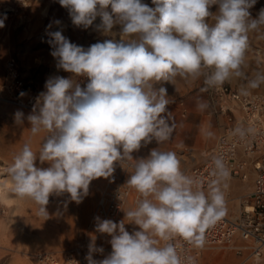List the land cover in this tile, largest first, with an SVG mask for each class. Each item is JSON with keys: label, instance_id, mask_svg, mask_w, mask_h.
Segmentation results:
<instances>
[{"label": "clouds", "instance_id": "9594fccd", "mask_svg": "<svg viewBox=\"0 0 264 264\" xmlns=\"http://www.w3.org/2000/svg\"><path fill=\"white\" fill-rule=\"evenodd\" d=\"M58 3L73 25L88 29L100 16L97 30L110 34L119 25L122 38L85 48L62 30L49 33L56 69L71 75L50 76L26 117L33 136L47 135L38 152L26 143L7 169L15 195L33 201L46 219L51 195L68 193L80 203L92 180L111 177L115 162L124 167L132 162L126 185L141 199L119 222L95 218L96 230L111 237L112 251L94 260L92 254L104 249L90 243L88 264H195L194 257L180 254L176 241L204 247L206 231L227 214L223 189L230 170L223 156H213L205 189L182 169L176 151L162 147L175 130L167 107L174 101L164 83L202 78L207 90L242 79L241 95L264 86V72L249 78L244 71L249 33L264 27V8L253 18L249 10L257 0H152L154 7L142 0ZM213 5H218L215 14L209 10ZM109 6L115 18L105 10ZM6 18H0V28ZM80 77L87 78L84 87ZM14 119L22 125L23 112ZM254 131L236 127L233 134L245 138ZM153 140L158 147L134 160L132 153ZM37 158L50 166L37 167ZM126 223L138 230L130 233Z\"/></svg>", "mask_w": 264, "mask_h": 264}, {"label": "rangeland", "instance_id": "374dc122", "mask_svg": "<svg viewBox=\"0 0 264 264\" xmlns=\"http://www.w3.org/2000/svg\"><path fill=\"white\" fill-rule=\"evenodd\" d=\"M143 3L154 7L152 0H142ZM264 8V0L257 3L249 11L256 18L259 10ZM112 13L111 6L107 9ZM210 12L215 14L218 5H213ZM6 15L5 27L0 28V107H15L25 109L4 100L7 92L4 88L6 80V67L11 58H15L23 80L28 87L39 95L45 91L46 80L53 75L69 77L71 74L63 70H57L55 60L51 56L49 33L62 30V34L71 42L89 47L96 42L105 39L119 40L120 26H114L112 33L105 34L97 30L96 25L101 23V17L97 16L93 25L88 29L73 25L68 11L63 8L58 0H0V18ZM61 21L56 25L54 21ZM209 22H212L211 20ZM51 25V27H49ZM245 73L249 78L257 71L264 72V27L258 31L249 33V49L246 55ZM79 79V78H78ZM227 84L233 87H241L245 81L233 79ZM159 87V84L156 85ZM168 95L173 98L168 110L172 113L175 130L170 141L162 145L164 149L174 150L181 160L182 169L190 175L191 169L202 163L207 153L214 146L219 134L223 131L226 121L219 115L210 101V89L205 88L203 79L185 81L177 78L174 85L164 83ZM255 92H264V86L254 89ZM188 108L185 116L180 110V103ZM198 102H206L208 107L200 110ZM212 133L211 136L208 134ZM31 146V144H29ZM42 143H35L34 152H38ZM158 147L155 140L139 152L132 153L133 159L147 156L149 150ZM20 151H10L11 156L0 157V172L10 183V189L5 199L0 200V264H34V255L43 250L63 252L79 246L82 237L88 231L89 223L95 209L96 201L103 191L108 178H97L91 181L87 196L80 203L72 201L70 194L63 193L60 196H50L49 204L46 206L49 213L48 218L37 214L38 205L28 198H19L13 191V184L7 169L14 162ZM36 166L47 168L49 162L41 163L36 160ZM252 178L247 182L239 179H231V199L226 204L236 202L238 196L241 204L252 190ZM128 203L114 222L125 219V211L130 210ZM131 233L138 226L131 223L125 224ZM111 239V237H110ZM205 252L214 254V259L207 264H264V258L256 260L249 258L246 253L237 254L230 248H214Z\"/></svg>", "mask_w": 264, "mask_h": 264}, {"label": "built area", "instance_id": "2783aa9c", "mask_svg": "<svg viewBox=\"0 0 264 264\" xmlns=\"http://www.w3.org/2000/svg\"><path fill=\"white\" fill-rule=\"evenodd\" d=\"M6 71L4 88L7 97L4 100L32 111L37 94L23 80L15 58L8 61ZM78 80L82 87L87 83L86 77ZM240 88L225 83L222 87L210 89L211 104L225 118L226 124L205 160L191 169L190 176L200 179L206 189L207 182L212 178L211 159L221 155L230 170L228 180L247 182L252 178V190L243 200L238 216L225 215L206 231L203 248H194L182 240L176 241L180 254L194 257L195 264H202L204 251L214 248H230L237 254L246 253L256 260L264 258V92L250 90L249 95H241ZM21 93L24 95L21 96ZM180 110L183 116L188 112L183 101ZM236 127H250L255 131L241 138L233 134ZM131 163L125 167L120 162L114 163L115 171L108 177L96 201L88 231L79 246L63 252L39 251L34 255V264H88L85 257L89 244L93 242L96 247L104 249L103 253L92 254L94 260H101L111 253L110 236L96 230L95 218L115 221L128 203L131 209L136 207L140 194L126 185L133 171ZM225 200L227 202V196Z\"/></svg>", "mask_w": 264, "mask_h": 264}, {"label": "crops", "instance_id": "0c3cea01", "mask_svg": "<svg viewBox=\"0 0 264 264\" xmlns=\"http://www.w3.org/2000/svg\"><path fill=\"white\" fill-rule=\"evenodd\" d=\"M17 111H21L24 114L22 125L17 124L15 122L14 116ZM30 113L31 111L20 108L4 107V106L0 107V157L11 156L10 151L14 149L17 151H21L26 143L31 144V147H34L35 143H40V142L43 143V139L47 135V133L41 132L36 136H33L31 134L30 132L31 126L26 119V117ZM226 185L230 188L228 198L231 199L230 198L231 185L230 183H227ZM232 205L229 206V209L230 207H232ZM226 215H230V214L227 212ZM213 259H214V254L207 253L204 251V253L202 254L201 262L202 264H207L210 263Z\"/></svg>", "mask_w": 264, "mask_h": 264}, {"label": "bare ground", "instance_id": "6f19581e", "mask_svg": "<svg viewBox=\"0 0 264 264\" xmlns=\"http://www.w3.org/2000/svg\"><path fill=\"white\" fill-rule=\"evenodd\" d=\"M4 174H5L4 172H0V200L7 198L6 197L7 192L10 189V183H9L8 179L3 176ZM227 183H230V180H227L226 184ZM223 190H224L225 196H227V203H228V199H229L228 195L230 192V188L228 186H226ZM241 199H242V197L241 198L238 197L237 201L232 205V207H230V209H229V205H228L229 212H235L236 213L234 215L230 214V216L235 217V216L239 215L240 210H241Z\"/></svg>", "mask_w": 264, "mask_h": 264}]
</instances>
